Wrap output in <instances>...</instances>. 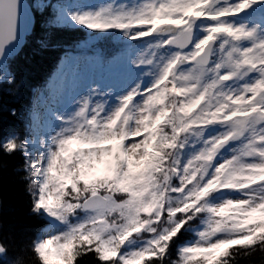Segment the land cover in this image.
<instances>
[{"label": "snow or ice", "instance_id": "1", "mask_svg": "<svg viewBox=\"0 0 264 264\" xmlns=\"http://www.w3.org/2000/svg\"><path fill=\"white\" fill-rule=\"evenodd\" d=\"M36 13L85 34L62 57L63 87L44 86L23 134L0 138L47 224L29 243L37 264L264 252V0H0L10 91Z\"/></svg>", "mask_w": 264, "mask_h": 264}, {"label": "trees", "instance_id": "2", "mask_svg": "<svg viewBox=\"0 0 264 264\" xmlns=\"http://www.w3.org/2000/svg\"><path fill=\"white\" fill-rule=\"evenodd\" d=\"M36 17L31 33L11 60L19 90L10 91V86H0V138L10 131L23 134L36 93L47 84L53 91L59 80L55 75L62 57L85 35L76 29L46 30V16L36 13ZM12 109L16 110L15 115ZM22 163L19 154H0V243L8 248V255L0 260V264L18 256L23 264H37L29 243L34 234L47 225L31 211V197L26 191V181L22 179L24 173L15 170ZM79 264H96V259L89 253L79 258ZM236 264H264V252L239 256Z\"/></svg>", "mask_w": 264, "mask_h": 264}, {"label": "rangeland", "instance_id": "3", "mask_svg": "<svg viewBox=\"0 0 264 264\" xmlns=\"http://www.w3.org/2000/svg\"><path fill=\"white\" fill-rule=\"evenodd\" d=\"M118 2H119V0H118ZM67 71H70V69H68ZM62 87H63V78L61 77V78H59L58 83L52 92L55 93L56 91H58ZM38 100H39V98L37 97V95H35L34 106L38 103ZM43 102H44V100H43V98H41V104H43ZM46 228H47V225L45 227V230H46Z\"/></svg>", "mask_w": 264, "mask_h": 264}, {"label": "water", "instance_id": "4", "mask_svg": "<svg viewBox=\"0 0 264 264\" xmlns=\"http://www.w3.org/2000/svg\"><path fill=\"white\" fill-rule=\"evenodd\" d=\"M19 51V50H18Z\"/></svg>", "mask_w": 264, "mask_h": 264}]
</instances>
